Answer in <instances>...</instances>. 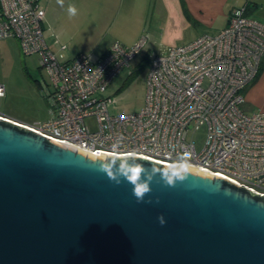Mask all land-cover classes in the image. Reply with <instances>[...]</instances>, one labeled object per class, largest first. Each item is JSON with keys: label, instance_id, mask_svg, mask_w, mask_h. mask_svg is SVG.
Masks as SVG:
<instances>
[{"label": "water", "instance_id": "water-1", "mask_svg": "<svg viewBox=\"0 0 264 264\" xmlns=\"http://www.w3.org/2000/svg\"><path fill=\"white\" fill-rule=\"evenodd\" d=\"M19 124L0 115V264H264V195Z\"/></svg>", "mask_w": 264, "mask_h": 264}, {"label": "built area", "instance_id": "built-area-1", "mask_svg": "<svg viewBox=\"0 0 264 264\" xmlns=\"http://www.w3.org/2000/svg\"><path fill=\"white\" fill-rule=\"evenodd\" d=\"M40 1L0 0V40H16L22 54H37L51 87L50 118L23 126L89 156H137L264 195V111H246L243 96L264 57V25L244 7L234 9L218 33L149 55L143 106L113 114L112 98L101 93L144 37L131 46L114 41L98 59L78 53L60 61L46 42ZM87 118H94V130ZM200 129L205 136L197 149L192 135Z\"/></svg>", "mask_w": 264, "mask_h": 264}, {"label": "crops", "instance_id": "crops-1", "mask_svg": "<svg viewBox=\"0 0 264 264\" xmlns=\"http://www.w3.org/2000/svg\"><path fill=\"white\" fill-rule=\"evenodd\" d=\"M70 5L77 9L74 17L67 12ZM239 7L264 25V0H52V52L67 61L81 52L72 54L73 47L80 45L95 56L81 53L98 59L114 41L131 46L144 37L143 47L148 45L150 55L164 54L171 46L218 33L227 25L230 13ZM78 38L81 40L77 42ZM0 44L20 50L13 39L0 40ZM246 87V111H264V57L256 77Z\"/></svg>", "mask_w": 264, "mask_h": 264}, {"label": "rangeland", "instance_id": "rangeland-1", "mask_svg": "<svg viewBox=\"0 0 264 264\" xmlns=\"http://www.w3.org/2000/svg\"><path fill=\"white\" fill-rule=\"evenodd\" d=\"M40 5L45 9L46 15L42 23L44 36L52 51V0H41ZM79 40L81 38L77 42ZM71 44L74 45L72 41ZM12 48L0 44V84L4 86V96L0 97V114L21 124L36 125L46 122L50 118L47 96L51 91L47 71L39 65L37 54L25 55L16 46L15 51ZM73 48L72 54L81 51L95 56L92 51H87L80 45ZM150 54L146 44L101 93L102 97L112 98L111 113L136 112L143 106ZM64 58L63 55L57 57L60 61ZM246 89L247 87L243 93ZM85 123L92 130L96 128L94 118H87ZM204 136V129L192 135L197 149L201 148Z\"/></svg>", "mask_w": 264, "mask_h": 264}, {"label": "clouds", "instance_id": "clouds-1", "mask_svg": "<svg viewBox=\"0 0 264 264\" xmlns=\"http://www.w3.org/2000/svg\"><path fill=\"white\" fill-rule=\"evenodd\" d=\"M67 12H68V15L70 17H74V16L77 15V9H76V7L74 5H70L68 7V9H67ZM184 178L185 177L183 175H179V176L176 177V179H180V180H183ZM150 180H151V176H148L146 178V182L135 184V187H134V190H133V194L137 198L138 201L142 200L144 195L150 191L149 184L147 182V181H150ZM167 184L169 186L173 185V177L172 176H168ZM158 220H159V223L161 225H163L165 223L163 217H158Z\"/></svg>", "mask_w": 264, "mask_h": 264}, {"label": "bare ground", "instance_id": "bare-ground-1", "mask_svg": "<svg viewBox=\"0 0 264 264\" xmlns=\"http://www.w3.org/2000/svg\"><path fill=\"white\" fill-rule=\"evenodd\" d=\"M103 156H104V155H102V156H99V157H101V158H104ZM164 165H165V164H164ZM171 168H176V169H178V170H183V169H185V170H188V171H190V172H194V173L203 174V173H201V172H198V171H196V170H193V169H186V168H183V167H171Z\"/></svg>", "mask_w": 264, "mask_h": 264}]
</instances>
